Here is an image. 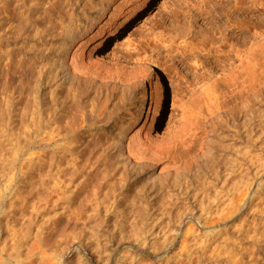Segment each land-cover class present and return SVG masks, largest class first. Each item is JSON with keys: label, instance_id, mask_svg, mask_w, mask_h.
I'll return each instance as SVG.
<instances>
[{"label": "rangeland", "instance_id": "obj_1", "mask_svg": "<svg viewBox=\"0 0 264 264\" xmlns=\"http://www.w3.org/2000/svg\"><path fill=\"white\" fill-rule=\"evenodd\" d=\"M65 1L63 6L71 0ZM120 1L78 0L79 4L86 7L83 15L80 16L82 29L78 27L75 30L77 35L81 33L79 44H75L77 46L75 50L71 40L65 38L68 34L59 33L61 29L57 23L50 25L45 22L44 5L41 4L33 12L34 24L28 23L29 26L24 25V29L21 30L18 25L21 26L22 23L14 9V1L10 0L8 9L4 11L0 0V146L2 147L6 140L8 141L9 135L24 123L30 122L31 126L33 121L32 124L35 123V127L32 125V131L37 130L36 138L33 136L32 139L33 145L31 144L24 156L23 165L18 161L15 167L9 166L7 171L10 170L5 172V179L3 178L4 180L0 182V237H7V242L10 239H19L20 254L27 258L24 260H27L25 262L28 264H30L29 260H32V264H41L38 258L28 256L29 248L35 242L37 235L35 233L41 229H43L42 232L50 233V245L54 242L58 243L59 240V246L67 244V247L64 246L69 247L67 250L65 247H59L62 252L63 249L66 250L63 252L64 255L61 254L63 257H60L59 264H87L86 255L96 253L103 248L106 250V253L103 252L105 254L110 252L107 249L112 248H117V255L122 252L123 255L130 253L126 261L129 263L133 258L131 264H155L154 260L158 256L153 257L154 251L167 250L165 254H161L164 258L162 264L170 262L172 264V258L183 247L182 239L187 237L186 240H189L192 237L190 234L182 235L181 232L178 234L177 224L174 221H170L168 226L161 225L162 227L159 226V228L158 226L152 228L150 224H147L150 228H146L147 225H143L141 219L151 212H148V202L154 203V197L157 195H168L166 200L171 203L176 200L173 203V208L175 207L176 210L173 209V211L179 212L189 203L191 204L197 192L203 191L209 185L212 186L216 181L220 186V183L223 184L225 180L224 183L228 186L233 176H236L237 169L239 170L238 163L248 165L247 162L251 158L255 159V155H259L262 145L264 147V40L261 49L257 50L250 61L240 68L239 75L236 74L230 78L221 76L211 85L214 89L207 85L211 80L210 76L218 74L226 64V60L229 62L230 58L235 56V53L233 54L235 48L237 49L247 39L264 35V13L256 17V14L253 16L252 12H236L234 10L236 0H203L205 2L203 10H192L191 16L185 17L183 13L186 15L188 8L183 5L180 9V0H149L148 5L135 12L123 30L115 33L111 41L104 43L101 38L104 37L105 31L101 30L100 26L104 25L109 17H114ZM190 1L196 3L200 0ZM136 8L132 11H136ZM67 9V6L63 7V16H66ZM123 9L126 11L129 8ZM182 9L185 10L183 13H181ZM179 15L185 18L183 26L181 22H177ZM187 18L193 22L191 26L187 23ZM47 24L48 29L49 25L50 28L54 26L57 29L50 31L44 28ZM184 25L185 28L188 27L185 33L190 34L186 40L190 41V46L194 44L196 47L193 56L188 52L182 55L183 50L177 49L179 45L181 47L184 44L185 34L181 30ZM208 28H212V31ZM190 30L197 35L208 32L214 40L208 41L211 43L207 45L204 42L197 44L198 37L195 41L193 36H196V33L193 34ZM219 33L226 37L220 36ZM221 38L227 46L220 44ZM222 46L225 48L223 49ZM168 49H172V54L166 53ZM74 50L78 51L75 61L74 57H71L75 53ZM6 51L11 54L6 55ZM141 63L144 67L141 68L139 78L133 77L134 67H142ZM18 64L20 67L16 66ZM196 65L199 66L197 70L194 69ZM123 66H126L125 69ZM38 67L46 73L40 77L39 85L33 81L36 78L33 73L37 71L35 69H39ZM195 74L198 76L197 82L193 79ZM157 79L158 85L151 98L150 82L154 83ZM173 85L178 86V90ZM209 88L212 89L211 93L206 90ZM151 99L152 102L158 103L153 119L151 118L153 106L148 110V106L144 108L142 105V101L149 102ZM242 103H245L243 107ZM36 106L46 109H42L43 122L47 121L45 118L50 110L55 111L52 115L57 118L51 117L53 121L48 124L45 122L44 126V123L39 122V118L35 115ZM182 106L193 110L195 118L193 123H196L193 130L195 133H193L197 136L192 140L194 137L191 135L194 134L191 131L190 135L188 133L183 136L184 139L182 138L187 144L189 143L188 145H183L182 140L172 143V148L164 157L166 162L170 163L166 168V170L170 169L169 172L161 169L164 166L162 158L136 157L132 149L136 147V141L142 139L141 137L145 134L143 131H147L151 137L154 136L153 138L159 137L165 132L169 118L176 115ZM90 109L92 114L89 112ZM95 114H99L98 120L95 119L97 118ZM35 121L40 124L37 123V125ZM70 121L74 123L72 126L69 125ZM49 124L50 126L59 125L53 126L54 134H51L52 127L49 126L51 130L47 127ZM63 125L75 127L70 129L75 136L70 132L65 139L62 133L68 127ZM55 128L60 130V135H57L59 132H56ZM62 130L64 131L61 132ZM39 135L40 139L37 137ZM209 139L217 147L215 157L205 164L201 163L203 160L195 159V162L200 165L195 166L196 163L192 160L193 155L199 152L202 143H209ZM36 140L40 141L37 143ZM99 142L102 143L98 145ZM105 143L113 145L114 148L111 150L113 156L110 154L109 157H105L111 159L110 156H112L111 160L106 159L107 162L102 161L105 158H96L98 152L96 154L95 151L98 148L100 152V146ZM188 150L192 152H187ZM114 155L120 158L116 156L113 158ZM86 157L88 160L85 159ZM188 160L191 162V167ZM184 161L185 164L188 161L189 170H184L182 167ZM193 165L195 168H192ZM71 166L75 168L73 171L76 174L68 178L69 171H72ZM181 168L187 172L182 174ZM66 170H69L67 175L66 173L62 175ZM177 170V174L182 175L176 176ZM153 171L156 178L151 173ZM118 174L124 175V178L123 176L118 178ZM109 179L118 184L113 188L114 196L111 192L120 203L116 208L117 211H114L117 213L114 215L112 212L113 216L110 214L107 216L108 219H105V222L100 221L98 226L97 223L95 225L97 228H91L93 231L84 230L87 227L84 228L83 223L86 222L88 213L98 214L100 201H103V186H106L104 184L106 182L108 184ZM3 184L8 185V191ZM95 205H98L97 209ZM242 206L232 216L223 218L217 230L209 234L212 242L210 241V247L206 248L207 257L215 258L221 249L218 246L219 242L227 240L226 246L230 257L225 250L220 264H234V259L240 256L244 257L245 263L242 262V264L251 260L254 264H264V190ZM85 209L88 212L86 216H84ZM93 209L96 210L95 213H92ZM72 210H75V213ZM81 211L83 215L79 218L77 215ZM173 211V214H177ZM31 220L34 222H30ZM151 228L153 231L150 230ZM72 230L76 231L73 233ZM68 231L75 235V232L80 231L82 235L79 234L76 237L83 242L78 244L75 241L77 239H73L71 234V237L65 238L63 235L64 233L69 235ZM213 233L214 236H212ZM252 241L260 243V250L252 249ZM10 243L11 241L8 244ZM5 248L9 250L8 245ZM252 250L254 258L249 259L246 256H249ZM206 256L201 257V264H208ZM185 264H188L186 260Z\"/></svg>", "mask_w": 264, "mask_h": 264}, {"label": "bare ground", "instance_id": "obj_2", "mask_svg": "<svg viewBox=\"0 0 264 264\" xmlns=\"http://www.w3.org/2000/svg\"><path fill=\"white\" fill-rule=\"evenodd\" d=\"M2 1V4H1V6H3V8H4V11L5 10H7L8 9V7H9V3H10V0H1ZM14 1V9L16 10V14L18 13V15H19V19L21 20V22L20 23H22L23 24V26H22V24H20L21 26H19L18 25V28L20 27V29L21 30H23L24 29V25H28V23L30 24L31 23V25H33L34 24V21L32 20L34 17L32 16L34 13V11H35V9L37 8V7H39L41 4L42 5H44V8H45V17H44V19L46 20L45 22H48V24H50V25H52V24H54V23H57L59 26V28L61 29L60 31H59V33L61 32V33H63V34H68V37L67 36H65V38H68V39H70L71 40V43L72 44H74V46H75V44H79L78 42H79V35L81 34L80 32H78V33H80L79 35H77V33L75 32V30L76 29H78V27H79V29L81 28V25H80V23H81V21L82 20H80V16L81 15H83L82 13L85 11L84 10V8L86 7V6H82L81 5V3L79 4L78 3V0H74V1H69V3H66L67 5H65V6H67V13H66V16H63V12H62V9H63V7H65V6H63L64 4H65V0H13ZM86 1V0H85ZM180 4H179V7H180V9L182 8V6L183 5H185L188 9H187V11H186V15L183 13L184 11H183V9L181 10L182 12L181 13H183V15L185 16V17H187V16H191V13H192V10H201L202 8H203V6H204V1L203 0H200V1H197L196 3H192V1H190V0H180ZM148 5L149 4V0H121L120 1V6L118 7V9H117V11H116V14L114 15V17H109L107 20H106V23L104 24V25H101L100 26V29L101 30H103V31H105V35H104V37H102L101 38V41L102 42H104V43H107V42H109V41H111L112 39H113V37H114V35H115V33H119V31H121V30H123V28H125L127 25H128V23H129V21L131 20V18L134 16V14H135V12H138L137 10L139 9V8H141V7H143V6H145V5ZM125 5V6H124ZM121 6H123V7H121ZM129 8V9H127L126 11H125V9H123V8ZM137 7V8H136ZM179 7H178V9H179ZM1 8V7H0ZM134 8H136L135 10L136 11H132ZM203 10V9H202ZM234 10H236V12H252V13H254L253 14V16L255 15L256 17L258 16H260V15H262L263 13H264V0H248V1H246V0H241V1H237L236 0V3H235V5H234ZM175 11H177V10H175ZM131 12V13H130ZM245 14V13H244ZM178 16V15H177ZM184 16L182 17H180V15H179V19H177V20H179V21H177V22H181V25L183 24V22H184V20H185V18H184ZM33 17V18H32ZM190 18V17H189ZM188 19V18H187ZM58 20H60V22L58 23ZM261 20H262V17H261ZM191 20L190 19H188V21H187V23H190V26H191ZM193 23V22H192ZM48 24L47 25H45L44 26V28L46 27V26H48ZM102 24V23H101ZM50 25H49V29H48V27H46L48 30H50L51 31V29L53 30V29H57V27H55L54 28V26H51V27H53V28H50ZM80 25V26H79ZM179 25V24H178ZM29 26V25H28ZM97 26V25H96ZM183 26V25H182ZM186 26H187V24H186ZM185 25H184V27H182L181 28V26H180V28H181V30H183L184 31V34H185V36H184V40H183V42H184V44L183 45H181V47H180V45H179V47L177 48V49H182L183 50V52L181 53L182 55L184 54V55H186V53L188 52V54L189 55H191L192 54V56L194 55L193 54V52H195V45H194V47H193V45H191L190 46V41L187 39L186 40V37L188 36V35H190L189 33H185V30L188 28H185L186 27ZM179 28V29H180ZM190 28V27H189ZM194 28V27H193ZM82 29V28H81ZM208 29H211V31H212V28H208ZM5 30V29H4ZM25 30H27V28L25 29ZM45 30V29H44ZM43 30V31H44ZM47 30V32H49ZM59 30V29H58ZM181 30H180V32H181ZM188 30V29H187ZM192 30V29H191ZM190 30V31H191ZM194 30V29H193ZM196 30V29H195ZM202 31H204V30H202ZM205 31H207L206 29H205ZM5 32H7V31H5ZM46 32V31H45ZM189 32V31H188ZM192 32V31H191ZM199 32V31H198ZM76 33V34H75ZM183 33V32H182ZM193 34L194 33H196V32H192ZM202 33V32H201ZM210 33V32H209ZM222 33V32H221ZM224 33V32H223ZM41 34V33H40ZM62 34V35H63ZM220 34V33H219ZM221 35H223V36H225L224 34H220V36ZM57 36H59V34H57ZM61 36V35H60ZM212 36V35H211ZM219 36V37H220ZM7 37V36H6ZM194 37V39L196 38V37H198L197 38V44H199V43H201L202 42V44H203V42L205 43V45H207V43H211V42H208V41H212V40H214V39H211V38H213V37H210V35H208V32H205V33H202L201 35H197V33H196V36H193ZM226 37V36H225ZM258 37V36H257ZM5 38V37H4ZM67 39V40H68ZM211 39V40H210ZM226 39V38H225ZM221 41V45L223 44H225L224 46H227L226 45V43H224V41H222L223 40V38H221L220 39ZM264 40V35L263 36H261V37H258V38H253V39H247V40H245L240 46H238V48L236 49L235 48V51H233V49H234V46H233V48H232V51H233V54L235 55L234 57H236V58H234V57H232V58H234L233 60H231L232 58H230V61L228 62L227 60H226V64L222 67V69H220V71L218 72V74H214V76L212 75V77L210 76V78L209 79H211L208 83H207V85L208 86H210L211 87V85L213 84V83H215L221 76H223V75H225L227 78H230L231 76H235L236 74H238L239 72H240V68L242 67V66H244L248 61H250V59L253 57V55H254V53L257 51V50H259V49H261V47H262V45H263V43H262V41ZM189 41V42H188ZM195 41H196V39H195ZM214 42V41H213ZM212 42V43H213ZM216 42H219V41H216ZM225 42H227L226 40H225ZM68 44H69V42H68ZM215 44V43H214ZM213 44V45H214ZM219 44V45H220ZM70 45V44H69ZM218 45V44H217ZM216 45V46H217ZM220 45V46H221ZM71 46V45H70ZM81 46H82V44H81ZM80 46V47H81ZM199 46V45H198ZM212 46V45H211ZM224 46H222V48L224 49L225 47ZM76 47L77 46H75L74 47V49L76 50ZM229 47V46H228ZM237 47V46H236ZM5 49H7L6 47H5ZM80 49V48H79ZM176 49V50H177ZM219 49V48H218ZM231 49V48H230ZM74 50V51H75ZM77 50H78V48H77ZM82 50V49H81ZM170 49H168V51H166V53L167 52H169L168 53V55L172 52L171 50L169 51ZM181 50V51H182ZM78 51H80V50H78ZM77 51V52H78ZM227 51V50H226ZM229 51V50H228ZM7 52V54L6 55H10L11 53L10 52H8V51H6ZM77 52L75 51V53L71 56V57H74V61H75V59L77 58H75V56H77L78 54H77ZM76 54V55H75ZM172 54V53H171ZM228 56H229V54H228ZM186 59V58H185ZM189 59V58H188ZM227 59V58H226ZM229 59V58H228ZM71 60H73V58L71 59ZM142 62V61H141ZM144 62V61H143ZM204 62V61H203ZM21 63V62H20ZM19 63V64H20ZM76 63V62H75ZM199 63V62H198ZM202 63V62H201ZM16 64V63H15ZM19 64L18 65H16V66H19ZM140 64V63H139ZM202 64H204V63H202ZM20 65H22V64H20ZM72 65V64H71ZM95 65V64H94ZM193 65H195V64H193ZM197 65H200V64H197ZM196 65V66H197ZM141 66H142V63H141ZM194 67V69L195 70H197L198 69V67L199 66H197V67ZM203 66V65H202ZM20 67V66H19ZM18 67V68H19ZM84 67V66H83ZM88 67V66H87ZM124 67V66H123ZM126 67V66H125ZM125 67H124V69H125ZM144 66H142V67H134V69H133V71H134V73H132V76L133 77H136V78H139V76H140V73H141V68H143ZM193 66H191V68H192ZM16 68V67H15ZM35 68V67H34ZM34 68H33V70H34ZM36 68H37V66H36ZM39 68V67H38ZM91 68V67H90ZM122 68V67H121ZM17 69V68H16ZM41 69H43V68H41ZM193 69V68H192ZM191 69V70H192ZM193 69V72L195 71ZM35 70H37L35 73H37L36 75H35V73H33L34 74V76H36V78H37V80H35L36 78H34V80L33 81H36V83L35 84H37L38 82H39V79H41L40 77H42L43 75L42 74H45L46 75V73H43L44 71L43 70H40V68L39 69H35ZM233 70V71H232ZM231 71V72H230ZM34 72V71H33ZM87 72V71H86ZM117 72V71H116ZM230 72V73H229ZM32 74V75H33ZM49 74V73H48ZM89 74V73H88ZM86 75V74H85ZM118 75V74H117ZM192 75V74H191ZM239 75V74H238ZM193 79H194V81H196L197 82V79H198V76H197V74H195V75H193ZM128 79H129V77H128ZM130 79H132V78H130ZM192 79V80H193ZM191 80V81H192ZM41 81V80H40ZM131 81H133V80H131ZM130 81V82H131ZM194 81H192V82H194ZM195 82V83H196ZM40 83V82H39ZM39 83H38V85H39ZM133 83V82H132ZM188 83V82H187ZM190 83V82H189ZM129 84V83H128ZM128 84H127V86H128ZM180 84V83H179ZM41 85V84H40ZM158 85V79L153 83V82H150V88H151V98H153V96H154V93H155V89H156V86ZM190 85V84H189ZM37 86V85H36ZM174 86V85H173ZM177 87L178 86H174V88H176V90H178L177 89ZM188 87V86H187ZM131 88V87H130ZM179 88V87H178ZM181 88V87H180ZM212 88V87H211ZM212 89H214V88H212ZM212 89H206L207 91H211ZM184 90V89H183ZM205 91V90H204ZM129 92V91H128ZM208 92V93H209ZM211 93V92H210ZM202 94V93H201ZM209 95V94H208ZM204 97H205V95H204ZM135 100V99H134ZM121 101V100H120ZM119 101V102H120ZM201 101V100H200ZM159 102V101H158ZM154 102H152V99H151V101H142V105H143V107L144 108H146L147 106V108H148V110H150V108H151V106H153V111H152V119L154 118V116H155V112H156V110H157V108H158V103H154V105H152ZM40 104V103H39ZM38 104V105H39ZM41 105V104H40ZM39 105V106H40ZM92 105V104H91ZM91 105H90V107H91ZM243 105H245V103H242L241 104V106L243 107ZM39 106H36L37 108V110L36 111H34L35 112V115H37V117L39 118V122L40 121H42V117H44V116H42L43 115V113H42V109L44 108V107H41L42 109H40L39 108ZM247 106V105H246ZM245 106V107H246ZM187 107V106H186ZM180 108V107H179ZM45 109V108H44ZM48 109V108H47ZM138 109V108H137ZM46 110V109H45ZM139 110V109H138ZM53 111V112H52ZM50 110V113H48L47 114V117L45 118V120L47 119V121H45L44 120V118H43V120L45 121V122H47V124L48 123H51L53 120L51 119V117L52 118H57V117H53V113L55 112L54 110ZM137 111V110H136ZM193 110L191 109H189L188 107L187 108H185V106L183 107H181L180 108V110H179V112L176 114V115H173L171 118H169V122H168V124H167V128H166V130H165V132H163V134H160L159 135V137L157 136V134H156V136L158 137H155V138H153V137H151L150 136V134L147 132V131H143V132H145V134L143 135V137H141L142 139H140V140H138V141H136L137 142V144H136V147L135 148H133L132 150H133V152L135 153V155H136V157L137 156H139V158L140 157H142V158H145V157H149V158H153V159H156V158H162V159H164V166H162L163 168H161V169H163L164 171H168V170H170V169H167L166 170V168L167 167H169V165H170V163L168 162H166V158H164L165 157V155H166V153H167V151H169L171 148H172V143L173 142H175L176 140H182V138H183V136L185 135H187L188 133H189V135L191 134V131H192V134H194L195 133V131H193L194 129H195V124L196 123H193V121L195 120V118H194V114H193V112H192ZM47 112H49V110H47ZM89 112H91V109H90V111ZM93 112H91V114H92ZM133 113V112H132ZM44 114H45V111H44ZM49 114H50V116H49ZM53 114V115H52ZM56 114V113H55ZM90 114V115H91ZM96 115V114H95ZM103 115V114H102ZM107 115V114H106ZM147 115H148V112H147ZM97 116V118H95V116H93L95 119H97L98 120V117H99V114L98 115H96ZM108 116V115H107ZM146 116V115H145ZM143 118V117H142ZM37 119V118H36ZM91 119H93V118H91ZM95 119H93V120H95ZM102 119V118H101ZM25 120V119H24ZM27 120V119H26ZM81 120V119H80ZM120 120V119H119ZM148 120V119H147ZM26 122V121H25ZM32 122L33 121H31V126H30V122H27V123H24V121H23V125H20V126H18L17 128H16V130L12 133V134H10L9 136L10 137H8L9 139H8V141L6 140V142H5V144H3L2 145V147L0 146V182H2L5 178H4V175H6L5 174V172H8L7 171V168H9V166H14V165H16L17 164V162L18 161H20V164L21 165H23V163H24V160H25V158H24V156L27 154V152H28V150H29V148H30V146H31V144H32V139H33V136H34V138H36V131L37 130H35V129H33L34 131H32V128H33V126L35 127V123L34 124H32ZM36 122V121H35ZM43 122V121H42ZM45 122H43L44 123V126H45ZM71 122V121H70ZM38 122H36V124H37ZM42 123V124H43ZM54 123V122H53ZM115 123V122H114ZM151 123V122H150ZM38 124H40V123H38ZM37 124V125H38ZM54 124H56V123H54ZM64 124V123H63ZM66 124V123H65ZM69 124V123H68ZM72 124H74V123H72L71 122V124H69V125H71L72 126ZM33 125V126H32ZM64 126V127H68L67 128V130H65V132H63L64 130H62L61 132H63L62 133V135H63V137L65 138V139H67L66 138V136L68 135V133H70L71 131H70V129H72V128H74L75 129V127H71V126ZM108 125V124H107ZM40 126H42V125H40ZM43 126V127H44ZM50 126V124L49 125H47V127H49ZM54 126V125H53ZM53 126H50V127H52V130H51V128H50V130H51V134L53 133L52 131H53ZM57 126H59V125H57ZM57 126H54V127H57ZM63 126L61 127V129L63 128ZM38 127V126H37ZM42 127V128H43ZM47 127H45V128H47ZM104 127H106V125L104 126ZM144 127L146 128V124L144 125ZM39 128H41V127H39ZM60 128V127H59ZM38 129V128H37ZM56 129V128H55ZM55 129H54V131H55ZM73 129V130H74ZM150 129V128H149ZM40 130V129H39ZM46 130V129H45ZM43 131V130H42ZM41 131V132H42ZM33 132H35V133H33ZM39 132V131H38ZM56 132H59V134H57V135H60V130L58 131L57 129H56ZM194 132V133H193ZM55 133V132H54ZM53 133V134H54ZM72 133V132H71ZM186 133V134H185ZM42 134H43V132H42ZM41 135V134H40ZM40 135L39 136H37L38 137V139H40L39 137H40ZM72 135H74L73 133H72ZM264 135V134H263ZM75 136V135H74ZM191 136H193L192 138V140H194V139H196V136H195V134L194 135H191ZM69 137H70V135H69ZM190 137V136H189ZM104 138V137H103ZM185 138V137H184ZM183 138V139H184ZM37 139V140H38ZM61 139H62V137H61ZM65 139H63V140H65ZM72 139H73V136H72ZM74 139H75V137H74ZM101 139V137L99 138V140ZM189 139H191V137L189 138ZM35 140V139H34ZM36 140V141H37ZM69 140L71 141V138H69ZM98 140V141H99ZM104 140V139H103ZM35 141V142H36ZM40 141V140H39ZM39 141H37V143L39 142ZM72 141H74V140H72ZM101 141V140H100ZM105 141H106V139H105ZM104 141V142H105ZM204 141V140H203ZM103 142V141H102ZM101 142V143H102ZM106 142H108V141H106ZM113 142V141H112ZM208 142L209 143H205V144H203L202 143V145H201V147H200V149H199V152L198 153H193L194 155H193V157H192V160H193V162H195L196 160H198V161H200V160H203L201 163H208V162H211L212 161V159L215 157V154H216V152H217V147L214 145V143H211L210 142V139L208 140ZM34 143V142H33ZM37 143L35 144V145H37ZM100 142H99V144L98 145H100L101 144ZM108 143H110V142H108ZM183 145H188L187 144V142H186V140H182V142H181ZM33 145V144H32ZM69 145V144H68ZM74 145V144H73ZM131 145V144H130ZM132 145H133V143H132ZM135 146V145H134ZM72 147V146H71ZM101 149L99 148V150H100V152L97 150L98 148H96L95 149V151H96V154H97V152H98V156H96V158H98V159H102V158H105V157H109V155L111 154V150L112 149H114L113 148V145H107L106 143L105 144H102L101 146ZM261 147V146H260ZM262 147H263V145H262ZM261 147V152H259L258 154L259 155H255V159H253V158H251V159H253V160H251L250 159V161L249 162H247L248 163V165H246L245 164V166L243 165V164H241L242 162H240V163H238V166L237 167H239V170L237 169V174H236V176H233V179H232V182H231V180H230V184L228 185V186H226L227 185V183H224L225 182V180H224V182H223V184L222 183H220V186H219V182L218 181H216L215 182V184H213L212 186H210L209 185V187H207L206 189L204 188L203 189V191L201 190L200 192H197L196 193V195H194V197H193V202H192V200H191V204L189 203L188 204V206H186V207H184L182 210H180L179 212L177 211H173V209H175V207L173 208V206H174V202L176 201H174L173 203H171L170 201H168V200H166L167 198H168V195L167 196H165L164 194H160L159 196L157 195L156 197H154V200H155V202L154 203H152V202H148V212H150V213H148V214H145V216H144V219H141V223H143V225H147V224H150L149 226L150 227H154V226H158L157 228H159V226H161V225H169L170 224V221H174L175 222V224H177V228H178V234L181 232V234L182 235H186V234H190L191 235V237L192 238H190L189 240H186V239H188L187 237H185L186 239H182V245H183V247H182V245L180 246V247H182V249H180V251L179 252H177V254L175 255V257H173L172 259V264H185V260L187 261V263L188 264H199L200 263V259H201V257L202 256H206V254L205 253H207L206 252V248L207 247H210V241L212 242V240H211V237H209V234L210 233H212L213 231H215V230H217L216 228H217V226H218V224H219V222L220 221H222L223 220V218H225V217H229V216H232L243 204H246L248 201L250 202V200H252V198H254V196H257L258 194H260L263 190H264V147L262 148ZM74 148V147H73ZM76 148H78V147H75L74 149H76ZM117 148V147H116ZM119 148V147H118ZM131 148H132V146H131ZM174 148V147H173ZM260 149V148H259ZM79 149H77V151H78ZM191 150H193V148H191ZM191 150H188L187 152H190ZM92 151V150H91ZM120 151V150H119ZM119 151H116V153H119ZM80 153H81V151H79ZM79 152L77 153V154H79ZM83 152H84V150H83ZM88 152V151H87ZM94 152V151H93ZM113 152V151H112ZM192 152V151H191ZM196 152V151H195ZM95 153V152H94ZM93 153V154H94ZM113 154V153H112ZM111 154V155H112ZM240 154H243V153H240ZM247 154V153H246ZM95 155V154H94ZM119 155V154H118ZM116 156V155H114V157L113 158H115V156H116V158H120L119 156ZM134 155V156H135ZM82 156V155H81ZM113 156V155H112ZM112 156H110L111 157V159H112ZM192 156V155H191ZM240 156V155H239ZM254 157V156H253ZM95 158V159H96ZM138 158V159H139ZM142 158L140 159V160H142ZM242 158H243V156H242ZM85 159H87V157L85 158ZM90 159V158H89ZM98 159H96L97 161H99ZM106 159L108 160L109 158H105V159H102V161H106ZM111 159H109V160H111ZM122 159V158H121ZM137 159V158H136ZM196 159V160H195ZM88 160V159H87ZM95 160V161H96ZM108 160V161H109ZM101 161V162H102ZM189 161V162H188ZM188 161H186V164H185V161H184V166L182 165V167L184 168V170L185 169H188V168H190L192 165H190V160H188ZM87 162V161H86ZM90 162V161H89ZM107 162V161H106ZM128 162V161H127ZM130 162V161H129ZM189 163V165H190V167H189V165H188V163ZM104 163V162H103ZM117 161H116V165H117ZM196 163V162H195ZM194 163V164H195ZM193 164V163H192ZM241 164V165H240ZM131 165V164H130ZM186 165V166H185ZM188 165V166H187ZM196 165H198L197 163L195 164V166ZM240 165V166H239ZM99 166V165H98ZM103 166V165H102ZM136 166V165H135ZM194 166V165H193ZM195 166L194 167H192V168H195ZM198 166H200V165H198ZM15 167V166H14ZM13 167V168H14ZM73 167H76V166H74L73 165ZM100 167V166H99ZM186 167V168H185ZM20 168V167H19ZM130 168V167H129ZM134 168V167H133ZM183 168H181L182 170H180L181 171V173L183 172H187V171H183ZM69 169V168H68ZM72 169V171L70 172L69 170H71ZM71 169H69L68 171H69V173H68V178H69V176L70 175H74L75 176V172L73 171L75 168H72V166H71ZM77 170V169H76ZM75 170V171H76ZM105 170V169H104ZM162 170V171H163ZM189 170V169H188ZM63 171V170H62ZM61 171V172H62ZM67 170L66 171H64V173L62 174V175H64L65 173H66V175H67V172H68ZM107 171V170H106ZM132 171V170H131ZM152 171V170H151ZM163 171V172H164ZM169 172V171H168ZM174 172V171H173ZM78 173V172H77ZM107 173H108V171H107ZM125 173H127L126 171H125ZM133 173V172H132ZM152 173V175H154V171L153 172H151ZM178 173V170H177V172L175 173L176 174V176H179V175H182V174H177ZM109 174V173H108ZM120 174V173H119ZM119 174H118V178H120V176L122 177V178H124V175H120L119 176ZM123 174H124V172H123ZM129 174V173H128ZM79 175V174H78ZM77 175V176H78ZM104 175H107V174H104ZM126 175V174H125ZM162 175V174H161ZM160 175V176H161ZM9 176V175H8ZM11 176V175H10ZM9 176V177H10ZM13 176V175H12ZM11 176V177H12ZM73 176V177H74ZM109 176V178H111L110 177V175H108ZM114 176H116V175H114ZM127 176V175H126ZM8 177V178H9ZM65 177V176H64ZM72 177V178H73ZM79 177V176H78ZM154 178H156V176L154 175L153 176ZM158 177V179H159V176H157ZM235 177V178H234ZM4 178V179H3ZM66 178V177H65ZM67 178V180H71V179H68ZM104 178H105V176H104ZM117 178V179H118ZM161 178V177H160ZM12 179V178H11ZM112 179H113V177H112ZM117 179H115V181L117 182ZM164 179V178H163ZM8 180V179H7ZM74 180V179H73ZM110 180V179H109ZM119 180V179H118ZM156 180V179H155ZM219 180V179H218ZM6 181V180H5ZM9 181V180H8ZM61 181H62V179H61ZM125 181V180H124ZM222 181V180H221ZM68 182H70V181H68ZM79 182H81V181H79ZM78 182V183H79ZM227 182V181H226ZM6 183H7V181H6ZM107 183V182H106ZM106 183H104L106 186L104 187L103 186V197L102 196H100V197H102L103 198V201H100L101 202V204L99 205L100 207L98 208V210H97V212H98V214H91L90 212V214L88 213V212H86V209H85V213H84V216H86L87 215V213H88V215L86 216V218H85V221L86 222H84L83 223V227L84 228H86V229H84V230H90L91 228H93V227H96L95 225L97 224V226L102 222V221H104L105 219H108L107 218V216H109L112 212H114L115 210H116V208L118 207V205L120 204L119 203V200H117L116 199V196H115V198L113 197L114 196V194L113 193H115L113 190H115V189H113V188H115L116 187V184L117 183H114V180L112 181V180H110L109 182H108V184H106ZM126 183V182H125ZM5 184V183H4ZM3 184V185H4ZM9 184V183H8ZM66 184H68V183H66ZM80 184H82V183H80ZM103 184V185H104ZM74 185H76V184H74ZM5 186V189H7V191H8V189L9 188H7L8 187V185L6 184V185H4ZM115 186V187H114ZM117 186H118V184H117ZM9 187H10V184H9ZM75 186H73V188H74ZM4 189V188H3ZM74 190V189H73ZM5 190H3V192H4ZM111 192H112V194H113V196H112V194H111ZM110 193V194H109ZM0 194H1V188H0ZM122 194V193H121ZM170 195V194H169ZM100 197H98V199H101ZM170 197V196H169ZM143 198V197H142ZM147 198H149V200H150V197L149 196H147ZM8 199V198H7ZM144 199V198H143ZM146 199V198H145ZM176 199V198H175ZM1 200V199H0ZM3 200V199H2ZM94 200V199H93ZM9 201V200H8ZM99 201V200H98ZM121 201V200H120ZM142 201V200H141ZM3 202V201H2ZM96 202V201H95ZM99 202V203H100ZM98 203V204H99ZM141 204H143V206H145L144 205V203H141ZM140 204V205H141ZM173 204V205H172ZM187 204V203H186ZM175 205H176V203H175ZM86 206V205H85ZM96 206H98V205H95V207ZM1 207V206H0ZM243 207V206H242ZM144 208V207H143ZM83 209V208H82ZM95 209H97V207L95 208ZM95 209H93V211H92V213H95L96 212V210ZM176 210V209H175ZM178 210V209H177ZM73 211V213H75V210H72ZM72 211H70V212H72ZM77 211V210H76ZM117 211V210H116ZM144 211V210H143ZM172 211L174 212V213H177V214H173L172 213ZM146 212V211H145ZM115 213H117V212H114V215H115ZM77 214V213H76ZM71 216L73 215V214H70ZM83 215V211H81L80 213H78V215H77V217H81V216ZM112 215V214H111ZM215 215V217H213V216ZM113 216V215H112ZM73 217H74V215H73ZM78 219V218H77ZM84 218H82V220H83ZM166 220V221H165ZM84 221V220H83ZM101 221V222H100ZM106 221V220H105ZM104 221V222H105ZM109 221V220H108ZM30 222H34L33 220H31ZM82 222V221H81ZM103 222V223H104ZM168 223V224H167ZM143 225H141L140 224V226H143ZM148 225H147V227L146 228H150ZM143 227H145V226H143ZM162 227V226H161ZM97 228V227H96ZM141 228V227H140ZM150 229L151 231H153V229ZM164 228V227H163ZM162 228V229H163ZM42 230L43 229H41V230H39V232H38V230H37V233H35V235H36V237H35V242L34 243H32V245L30 246V252H29V254H28V256L29 257H31V258H38L39 259V262H41V264H59V259H60V257L62 256L61 254H63L64 255V251H66L68 248H66L67 246V244H64V245H62V247L61 246H59L58 245V243H59V240H58V243L56 244L55 242L52 244V245H50V237L51 236H49L50 235V233L49 232H47V231H44V232H42ZM82 230V229H81ZM84 230L83 231H81L82 233L84 232ZM92 230V229H91ZM90 230V231H91ZM149 230V231H150ZM74 231H76V230H74ZM74 231L72 230V232L74 233ZM93 231V230H92ZM147 231V230H146ZM69 232V231H68ZM67 232V234H69V235H66V233H64V237L66 238L67 236H70L71 237V235H72V238L73 239H77L78 237H76L77 235H79L80 234V236L82 235L81 234V232L79 233H77V232H75L76 233V235L75 234H71L70 232L68 233ZM92 233V232H91ZM71 234V235H70ZM85 234H86V232H85ZM177 234V235H178ZM66 235V236H65ZM1 236V235H0ZM79 236V237H80ZM212 236H214V233H213V235ZM72 238H68V240H72ZM82 238V237H81ZM198 238V239H197ZM7 237H5L4 236V238H1L0 237V244H1V246H0V255L2 256V258L0 259V264H28L27 262H25V261H27V260H24V258L25 259H27L25 256L24 257H22L21 255L22 254H20V250L21 249H19V248H21V247H19V244L18 243H20V240L19 239H14V240H11L10 239V241H11V243L10 244H8L9 242H7ZM64 239V238H63ZM64 240H66V239H64ZM67 240V241H68ZM15 241V242H14ZM34 241V240H33ZM75 241H77V243L78 244H80L81 242H83V240L82 239H77V240H75ZM69 242V241H68ZM135 242V241H134ZM140 242V241H139ZM66 243V242H65ZM143 244H145L144 242H142ZM220 244L218 245L219 247H221V249H220V251L217 253V255H216V257L215 258H213V256H209V257H207L206 256V258H207V261H208V264H220V260H222L223 258V255H225V250H226V252L228 253V257H230V253H229V249L227 248V240H222L221 242H219ZM77 244V245H78ZM251 244H252V249L253 250H260V246L261 245H259L260 243H257V242H255V241H252L251 242ZM8 245V248H9V250H10V248H11V250H10V253L7 251V250H5V249H7V248H5V246H7ZM142 245V244H141ZM20 246H22V245H20ZM138 246V245H137ZM140 246V245H139ZM59 247H61V248H63V247H65V249H63V252H62V249L60 250V248ZM105 247V246H104ZM143 247V246H142ZM111 248V247H110ZM140 248H141V246H140ZM100 249V248H99ZM104 249V248H103ZM103 249L102 250H100V251H97L96 253H88L87 255H86V258H85V260H87V264H131V261H132V259L130 260V262L128 263V261H126V260H128L127 259V255H123L124 253L122 252V254H116V252L118 251L117 250V248L115 249V248H112L111 250L110 249H107V251H110V252H108L107 254H105L106 252V250L104 249V251H103ZM123 250V249H122ZM130 250V249H129ZM251 251V254H249V256H246V257H249V259H251V258H254V251ZM95 251V250H94ZM93 251V252H94ZM131 251V250H130ZM62 252V253H61ZM103 252H105V253H103ZM127 252V251H126ZM167 252V250H157V251H154V253L152 254L153 255V257L155 258V257H157V259L156 260H154V261H156V263L155 264H162V261L164 260V258L162 257V255L161 254H165ZM23 253V252H22ZM80 253V252H79ZM129 253V252H128ZM95 254V255H94ZM105 254V255H104ZM175 254V253H174ZM129 255H130V253H129ZM129 255H128V257H129ZM167 255V254H166ZM165 255V256H166ZM26 256H27V254H26ZM27 256V257H28ZM168 256V255H167ZM63 257V256H62ZM131 257H132V255H131ZM134 257V256H133ZM233 257V256H232ZM237 257V256H236ZM30 258V259H31ZM166 259V258H165ZM243 259H244V257H242V256H240V258H238L237 257V259L235 258L234 259V264H242V262H243ZM249 259H248V261H249ZM29 260V259H28ZM225 260V259H224ZM226 260H228V259H226ZM254 260V259H253ZM152 261H153V259H152ZM28 262H30V264H32V260L30 261H28ZM35 262V261H34ZM62 262H64V261H62ZM166 262V261H165ZM252 262V260L251 261H249L248 263H246V264H254V262L253 263H251ZM67 263V262H66ZM171 263V262H170ZM169 263V264H170ZM243 263H245V262H243ZM62 264V263H61ZM69 264V263H68ZM167 264V263H166ZM201 264V263H200ZM226 264H228V263H226Z\"/></svg>", "mask_w": 264, "mask_h": 264}]
</instances>
